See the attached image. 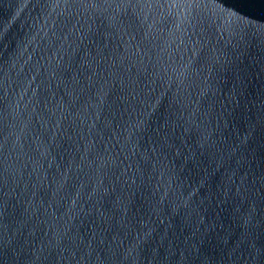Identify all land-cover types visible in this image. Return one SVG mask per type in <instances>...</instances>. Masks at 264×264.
Here are the masks:
<instances>
[{
  "label": "water",
  "instance_id": "water-1",
  "mask_svg": "<svg viewBox=\"0 0 264 264\" xmlns=\"http://www.w3.org/2000/svg\"><path fill=\"white\" fill-rule=\"evenodd\" d=\"M0 264H264V0H0Z\"/></svg>",
  "mask_w": 264,
  "mask_h": 264
}]
</instances>
